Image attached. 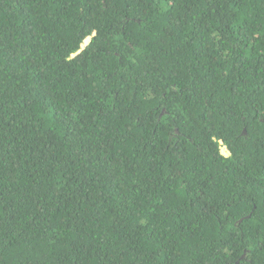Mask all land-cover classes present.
<instances>
[{"label":"trees","instance_id":"1","mask_svg":"<svg viewBox=\"0 0 264 264\" xmlns=\"http://www.w3.org/2000/svg\"><path fill=\"white\" fill-rule=\"evenodd\" d=\"M0 264H264V0H0Z\"/></svg>","mask_w":264,"mask_h":264},{"label":"rangeland","instance_id":"2","mask_svg":"<svg viewBox=\"0 0 264 264\" xmlns=\"http://www.w3.org/2000/svg\"><path fill=\"white\" fill-rule=\"evenodd\" d=\"M89 40H90V38H87L84 41V43L82 44V48L86 45L87 42H89ZM221 152L224 153L225 155H228L229 154L227 148L224 145L221 146Z\"/></svg>","mask_w":264,"mask_h":264},{"label":"water","instance_id":"3","mask_svg":"<svg viewBox=\"0 0 264 264\" xmlns=\"http://www.w3.org/2000/svg\"><path fill=\"white\" fill-rule=\"evenodd\" d=\"M87 43H88V42H87ZM87 43H86V44H87ZM83 48H84V47H83Z\"/></svg>","mask_w":264,"mask_h":264}]
</instances>
